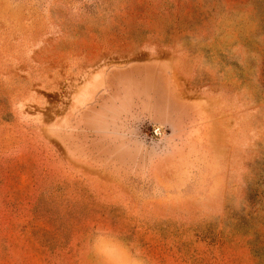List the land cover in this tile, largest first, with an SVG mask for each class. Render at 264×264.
<instances>
[{
	"label": "rangeland",
	"instance_id": "374dc122",
	"mask_svg": "<svg viewBox=\"0 0 264 264\" xmlns=\"http://www.w3.org/2000/svg\"><path fill=\"white\" fill-rule=\"evenodd\" d=\"M0 264H264V0H0Z\"/></svg>",
	"mask_w": 264,
	"mask_h": 264
}]
</instances>
